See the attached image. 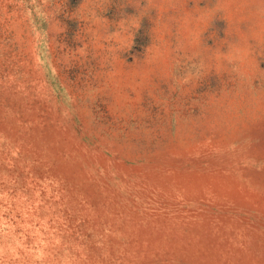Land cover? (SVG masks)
I'll list each match as a JSON object with an SVG mask.
<instances>
[{"label": "rangeland", "instance_id": "374dc122", "mask_svg": "<svg viewBox=\"0 0 264 264\" xmlns=\"http://www.w3.org/2000/svg\"><path fill=\"white\" fill-rule=\"evenodd\" d=\"M0 264H264V0H0Z\"/></svg>", "mask_w": 264, "mask_h": 264}]
</instances>
